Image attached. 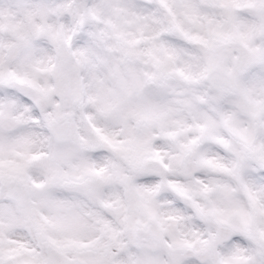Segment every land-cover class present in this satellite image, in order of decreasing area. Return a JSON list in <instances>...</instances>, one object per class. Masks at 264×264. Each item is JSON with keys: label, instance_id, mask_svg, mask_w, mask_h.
I'll return each mask as SVG.
<instances>
[{"label": "clouds", "instance_id": "obj_1", "mask_svg": "<svg viewBox=\"0 0 264 264\" xmlns=\"http://www.w3.org/2000/svg\"><path fill=\"white\" fill-rule=\"evenodd\" d=\"M0 264H264V0H0Z\"/></svg>", "mask_w": 264, "mask_h": 264}]
</instances>
